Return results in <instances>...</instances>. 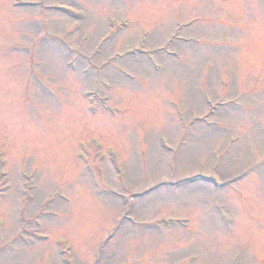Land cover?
Returning a JSON list of instances; mask_svg holds the SVG:
<instances>
[{"label": "rangeland", "instance_id": "obj_1", "mask_svg": "<svg viewBox=\"0 0 264 264\" xmlns=\"http://www.w3.org/2000/svg\"><path fill=\"white\" fill-rule=\"evenodd\" d=\"M0 264H264V0H0Z\"/></svg>", "mask_w": 264, "mask_h": 264}]
</instances>
